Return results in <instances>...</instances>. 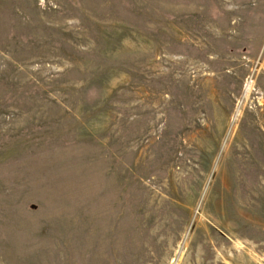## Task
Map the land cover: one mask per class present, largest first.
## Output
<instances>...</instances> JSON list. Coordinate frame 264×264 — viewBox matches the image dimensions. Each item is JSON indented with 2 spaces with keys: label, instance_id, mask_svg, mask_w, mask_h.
<instances>
[{
  "label": "rangeland",
  "instance_id": "obj_1",
  "mask_svg": "<svg viewBox=\"0 0 264 264\" xmlns=\"http://www.w3.org/2000/svg\"><path fill=\"white\" fill-rule=\"evenodd\" d=\"M0 264H264V0H0Z\"/></svg>",
  "mask_w": 264,
  "mask_h": 264
},
{
  "label": "bare ground",
  "instance_id": "obj_2",
  "mask_svg": "<svg viewBox=\"0 0 264 264\" xmlns=\"http://www.w3.org/2000/svg\"><path fill=\"white\" fill-rule=\"evenodd\" d=\"M261 128V127H260ZM239 147L241 148V150L243 151H248V148L250 149V145L248 147V144L246 141H241L239 144Z\"/></svg>",
  "mask_w": 264,
  "mask_h": 264
}]
</instances>
